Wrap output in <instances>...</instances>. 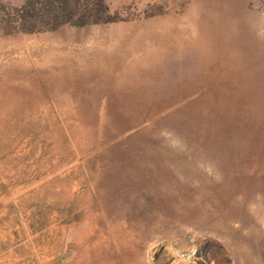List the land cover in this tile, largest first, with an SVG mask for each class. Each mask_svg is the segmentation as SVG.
Masks as SVG:
<instances>
[{"label":"rangeland","instance_id":"1","mask_svg":"<svg viewBox=\"0 0 264 264\" xmlns=\"http://www.w3.org/2000/svg\"><path fill=\"white\" fill-rule=\"evenodd\" d=\"M0 3L19 25L0 32L1 75L40 77L59 120L36 101L10 118L0 221L83 232L93 264H169L192 245V264H264L261 1ZM58 177L71 200L40 202ZM64 248L45 263L69 262Z\"/></svg>","mask_w":264,"mask_h":264},{"label":"crops","instance_id":"2","mask_svg":"<svg viewBox=\"0 0 264 264\" xmlns=\"http://www.w3.org/2000/svg\"><path fill=\"white\" fill-rule=\"evenodd\" d=\"M182 30L185 29L182 28ZM15 63L24 66L29 65L22 60ZM1 74L0 72V147L18 138V130L15 125L11 124V117L37 116L39 105H35V101L44 103L46 106L43 118H56L52 111L48 109L44 88H42L41 83L39 86V76H37L39 79L35 81L34 77L29 76H23L26 79L24 80L22 76H19L20 73L17 72L7 75ZM3 118H9V120L4 121ZM3 122H9V125L3 126ZM57 125H59V122ZM48 130H51V128ZM59 179L65 182L64 178L59 177L47 180L41 189L42 194L39 195L40 202L50 201L58 204L71 200L74 192L59 190V185L63 184ZM55 185L57 188H55ZM87 199L88 194H83L79 206L83 205ZM49 218L42 223L43 226L49 225V222L53 221L52 217ZM38 227L40 225H35L31 229H27L26 227V230H22L21 228L16 230L11 221L2 219L0 221V264H46L45 260L48 259L49 255L51 257L57 255L55 252L60 243L65 244V248L61 253L62 259L70 258V261L63 263V260H61L59 264H93L92 262H95L90 259L93 257L90 256L92 253H88L87 249H85L84 253L81 248L82 243L86 240L83 232H77L72 229L66 231L62 226L52 225L41 231V234L32 235L31 230L35 231ZM13 229L16 230V234H14L15 231L13 232ZM60 232L62 240H60ZM22 240L24 241L23 243L13 247L18 241ZM7 249L8 251H5ZM69 249H71L70 252ZM100 252L103 253L98 252L99 257L107 253L102 249ZM83 254L88 257L81 259ZM98 256L94 257L99 259Z\"/></svg>","mask_w":264,"mask_h":264},{"label":"built area","instance_id":"3","mask_svg":"<svg viewBox=\"0 0 264 264\" xmlns=\"http://www.w3.org/2000/svg\"><path fill=\"white\" fill-rule=\"evenodd\" d=\"M197 248L192 245L186 250H176L173 252V257L169 264H192V259L195 255Z\"/></svg>","mask_w":264,"mask_h":264},{"label":"trees","instance_id":"4","mask_svg":"<svg viewBox=\"0 0 264 264\" xmlns=\"http://www.w3.org/2000/svg\"><path fill=\"white\" fill-rule=\"evenodd\" d=\"M264 4V0H259ZM243 4L245 5L244 1ZM22 11L25 9V6H21ZM245 10H246V5H245ZM0 13L3 14H7V12L4 10L3 5L0 3ZM24 20H26V18L23 16ZM82 22H84L85 17L83 16L81 18ZM19 25H16L15 23H13V21L10 19V17H0V32L2 33H9L13 30H15ZM24 26V25H21ZM20 26V27H21ZM26 28V27H25ZM25 28H23V30H25Z\"/></svg>","mask_w":264,"mask_h":264}]
</instances>
